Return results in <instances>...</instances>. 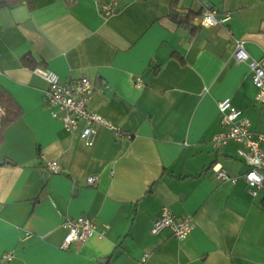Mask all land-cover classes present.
<instances>
[{"label": "crops", "instance_id": "1", "mask_svg": "<svg viewBox=\"0 0 264 264\" xmlns=\"http://www.w3.org/2000/svg\"><path fill=\"white\" fill-rule=\"evenodd\" d=\"M171 1L0 8V90L22 112L8 125L0 120V264H138L144 253L148 264H264V180L252 195L238 143L217 150L211 142L225 98L254 131L264 128L249 66L233 56L238 39L250 58L264 56V0H175L181 13L213 8L219 18L232 16L213 27L196 19L195 33L171 20ZM25 57L62 81L88 76V110L121 134L99 125L89 146L80 138L83 122L65 129L45 108L48 83ZM213 165L236 180H222ZM90 176L97 181L87 183ZM164 207L192 218L184 239L151 233ZM78 216L89 217L96 233L63 249V221ZM5 253L12 258L1 259Z\"/></svg>", "mask_w": 264, "mask_h": 264}, {"label": "built area", "instance_id": "2", "mask_svg": "<svg viewBox=\"0 0 264 264\" xmlns=\"http://www.w3.org/2000/svg\"><path fill=\"white\" fill-rule=\"evenodd\" d=\"M113 3L103 4V10L111 12ZM216 10L206 8L201 17L203 27H213L223 24L231 19L230 13H225L220 18L216 16ZM244 40H236V47L233 56L237 62H247L251 71V80L256 88L254 101L264 108V56L258 59L250 58L245 50ZM32 72L48 83L44 92L45 108L49 110L52 118L59 120L65 129L76 128L83 122L84 126L80 131L81 140L89 146L94 144L97 134V126L104 125L121 134V130L104 120L100 115L90 112L87 108L92 96L93 83L88 76H81L72 80L62 81L57 74L43 65L32 67ZM135 86L141 88V78H136ZM220 114L221 131L214 135L211 142L215 149L220 150L230 140L238 143V154L245 163L247 170L242 175L249 192L257 195L264 180V128L261 131H254L251 123L243 110L236 108L230 98L217 102ZM47 169L52 173L60 172V165L57 161H49ZM217 176L224 181L236 180L230 176L222 167L213 165ZM96 176L87 178V183L93 184L97 181ZM67 232L61 243V248L68 249L73 242H83L96 233V224L86 216L76 218L67 217L63 221ZM194 228L192 218L176 217L167 207L162 208L158 217L151 226V233H160L169 230L178 239H184ZM103 232L99 235L102 236ZM11 253H5L1 259L10 260ZM149 254L144 253L138 260V264H148Z\"/></svg>", "mask_w": 264, "mask_h": 264}, {"label": "trees", "instance_id": "3", "mask_svg": "<svg viewBox=\"0 0 264 264\" xmlns=\"http://www.w3.org/2000/svg\"><path fill=\"white\" fill-rule=\"evenodd\" d=\"M31 4V0H0L1 7H11L21 3ZM176 1H171L170 11L168 16L174 22L181 24L184 28L189 29L191 33H195L201 29V25H196L194 21L199 19L203 15V9H200L196 12L188 10L184 13H181L176 9ZM23 64L26 66H31L33 63L29 61L27 57L23 58ZM21 109L11 97V95L4 89L0 90V120L3 126L10 124L15 119L21 115ZM2 141V136L0 135V144Z\"/></svg>", "mask_w": 264, "mask_h": 264}, {"label": "rangeland", "instance_id": "4", "mask_svg": "<svg viewBox=\"0 0 264 264\" xmlns=\"http://www.w3.org/2000/svg\"><path fill=\"white\" fill-rule=\"evenodd\" d=\"M253 110H254V111H253ZM251 112H252L251 115H252L253 117L257 114V112H256V110H255L254 108L251 110ZM251 112H250V113H251Z\"/></svg>", "mask_w": 264, "mask_h": 264}]
</instances>
